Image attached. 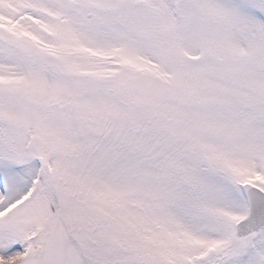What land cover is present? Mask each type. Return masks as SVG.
I'll use <instances>...</instances> for the list:
<instances>
[{
    "label": "snow or ice",
    "instance_id": "1",
    "mask_svg": "<svg viewBox=\"0 0 264 264\" xmlns=\"http://www.w3.org/2000/svg\"><path fill=\"white\" fill-rule=\"evenodd\" d=\"M0 264H264V0H0Z\"/></svg>",
    "mask_w": 264,
    "mask_h": 264
}]
</instances>
